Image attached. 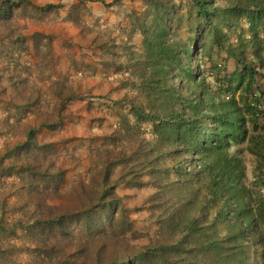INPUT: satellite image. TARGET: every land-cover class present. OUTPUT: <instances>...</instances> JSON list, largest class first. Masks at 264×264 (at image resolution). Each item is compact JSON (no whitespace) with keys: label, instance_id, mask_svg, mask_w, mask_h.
I'll return each instance as SVG.
<instances>
[{"label":"trees","instance_id":"trees-1","mask_svg":"<svg viewBox=\"0 0 264 264\" xmlns=\"http://www.w3.org/2000/svg\"><path fill=\"white\" fill-rule=\"evenodd\" d=\"M190 1L205 22L210 50H225L239 68L226 73V67L213 62L212 73L201 76L191 62L192 40L182 43L172 27L174 2L142 0L144 10L129 16L131 27L143 36L141 50L119 52L111 39V45L103 43L102 48H108L98 64L105 70L126 69L125 79H110L124 89L132 84L145 93L173 86L174 112L163 117L148 111L127 93L120 101L111 94L99 96L108 100L105 107L119 122L104 133L87 175L63 189L66 171L54 165L58 142L38 135L71 115L81 95L68 82L52 81L46 74L55 60L50 35L37 30L29 41L22 25V20L42 23L58 17L63 4L0 0V108L8 105L7 117L0 119V136L19 126L25 136L0 149V177L17 179L0 190V198L15 190L18 196V205L5 199L2 203L0 264H21V254L28 257L26 264H264V195L254 207L244 183L246 167L228 153L230 143L247 141L245 112L252 118L264 112V89L257 86L259 79L264 83V0ZM79 14V7L73 6L64 20L83 30ZM230 32L237 34V44L227 48ZM18 51L38 64L24 63ZM121 53L126 63L120 61ZM42 84L51 85L49 92L56 99L51 107ZM239 90L254 92L256 102L242 109L233 94ZM85 93L90 96L89 90ZM82 100L86 109L93 108V98ZM124 103L128 110L122 109ZM30 115L37 120L23 124L21 118ZM16 117L18 122L11 123ZM144 124L153 126L156 141L141 135ZM211 157L217 162L209 169L202 171L195 163H209ZM147 185L154 191L142 206L158 229L145 244H135L126 235L132 222L124 213L119 187L133 191ZM11 210L20 215L11 222L15 227L5 219ZM11 237L23 239L24 250L6 243ZM249 244L261 250L257 263L249 255Z\"/></svg>","mask_w":264,"mask_h":264},{"label":"rangeland","instance_id":"rangeland-1","mask_svg":"<svg viewBox=\"0 0 264 264\" xmlns=\"http://www.w3.org/2000/svg\"><path fill=\"white\" fill-rule=\"evenodd\" d=\"M33 3L43 5L47 2L63 4V9L58 17L48 18L42 23L34 21L22 20L24 26L23 31L30 35L34 31H43L50 35L51 43L55 51V60L46 74L51 76L52 81H63L77 88L80 98L74 101V112L65 117L64 121L57 127H48L43 129L38 137L40 140H55L58 142L59 153L54 158L56 168H62L66 171V182L63 189L73 183L80 175L85 177L93 159V152L103 146L105 141L103 135L110 132L119 122L116 113L109 111L105 106L108 100H99L101 95H110L115 101H120L125 93L137 105L144 107L148 111L159 113L161 116H171L174 112L176 103L175 88L171 85H166L163 90L141 93L133 87L132 84L128 89H124L111 78L125 79L127 73L125 70L103 69L99 63V56L106 53L107 48H102L104 42H109L111 39L115 41L117 46L114 48L119 52L128 50L139 52L142 47L143 36L139 30L133 29L130 25L129 16L133 13H140L144 10L142 0H30ZM177 6L176 23L172 27L178 33L182 43H190L194 48L191 62L195 67H199V73L203 77H208L212 72L213 62L226 67V73H232L239 68V65L231 59L225 50L221 51L212 47L211 37L207 33L205 22L198 17L195 7L190 0H172ZM113 3L112 6L108 4ZM73 6H78L80 9L79 18L85 24V28L79 29L74 24L66 22L64 19L68 15L69 10ZM25 29V30H24ZM232 41L227 44V48H232L236 45L237 34L230 32ZM7 44L6 39L2 40ZM212 53L210 59L209 53ZM249 52V51H248ZM247 52L248 60L250 53ZM21 54L24 63L38 64L37 60L26 55L24 51L16 52V55ZM130 53V52H129ZM125 54L120 55V61L126 63ZM36 64V65H37ZM254 66H257L254 63ZM259 67V66H258ZM264 73V68L260 69ZM115 77V78H114ZM137 82V81H136ZM51 84V83H50ZM50 84H42V89L46 96L47 106L51 107L56 102V99L50 94ZM50 85V86H49ZM258 87L264 89V83L261 79L258 80ZM112 87V88H111ZM183 91H184V87ZM244 87H242L243 89ZM90 91V96L86 95V91ZM257 92V91H256ZM184 93V92H182ZM213 94V92H209ZM188 95L187 93H184ZM229 95V93H227ZM234 94L238 100L240 107L248 108L247 105H252L256 102L255 93H244L239 90ZM231 96V95H229ZM82 97V98H81ZM106 97V96H104ZM227 98V96H224ZM93 98V108L86 109L87 104L82 99ZM245 101V103H244ZM8 105H2L0 108V119L7 117ZM123 110H128L127 103L123 104ZM261 109L264 111V100L261 103ZM247 141H239L230 143L228 153L230 156H235L240 159L246 167L244 183L251 193V203L255 207L258 201L264 195V112L252 118L247 111L245 112ZM104 120H97L98 117H103ZM20 118H12L11 123H17ZM37 120V117L27 116L21 118V122L26 124ZM18 125V124H16ZM257 125L255 130L253 127ZM18 129V130H17ZM8 128L7 132L0 136V149H3L5 143L15 142L25 137L22 135V126L18 128ZM141 135L148 137L152 141H156L157 137L153 134V126L144 124L140 127ZM255 144H257L255 146ZM256 149L260 153L258 156L252 154L249 149ZM195 157H200L195 155ZM198 159V158H197ZM135 160H140L138 154L135 155ZM209 163H198L204 168L215 166L216 160L211 157L207 160ZM147 179V178H145ZM15 177L4 178L0 177V190L5 189L8 184L16 182ZM9 191V190H8ZM12 191V190H11ZM154 191L152 185H147L141 190L129 191L124 186L119 187V192L124 197L126 211L124 212L127 218L131 219V227L127 228L126 235L135 244H145L149 236H154L158 229V223L154 222L148 213L147 206L142 202L148 195ZM15 192H9L6 197L0 198V218L3 216L2 203L3 200L11 205L18 203V196ZM18 205V204H17ZM142 207V209H141ZM141 209V210H140ZM14 210L8 211L5 214V219L8 223L14 224V217L17 219L20 215ZM126 227V224L124 225ZM264 227V225H263ZM250 236L249 238H251ZM23 246L24 240L16 237L9 238L6 243ZM29 245H26L27 248ZM24 250V247H22ZM21 249V248H20ZM261 250L254 244H249V255L254 263L260 258ZM19 263L26 264L28 258L25 254L18 256ZM260 264V263H257Z\"/></svg>","mask_w":264,"mask_h":264}]
</instances>
